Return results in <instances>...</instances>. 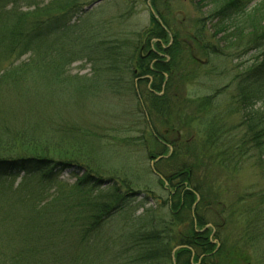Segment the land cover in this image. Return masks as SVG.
<instances>
[{"label":"trees","instance_id":"16d2710c","mask_svg":"<svg viewBox=\"0 0 264 264\" xmlns=\"http://www.w3.org/2000/svg\"><path fill=\"white\" fill-rule=\"evenodd\" d=\"M9 1L0 0V264H172L176 247L186 248L176 251L175 264H233V247L210 239L233 221L247 223L246 242L264 251L261 204L240 207L236 218L227 209L217 225L213 182L197 175L202 163L205 172L230 173L248 158L264 178V0H191L202 18L183 36L167 18V1L150 0L154 15L134 41L108 38L79 18L81 0ZM193 50L229 60L256 53L231 80L226 116L215 114L220 92L179 97L186 68L197 66ZM81 62L89 73L72 74ZM127 98L134 103L129 117L148 128L140 145L148 159L168 153L159 160L165 175L148 174L168 193L162 204L169 217L158 220L144 208L126 228L107 230L138 185L131 163L120 176L104 165L110 114L121 100L129 106ZM235 115L238 128H227ZM171 117L180 128L196 119L197 139L166 141L155 124L168 127ZM63 173L71 187L59 181ZM143 185L147 202L153 195ZM258 197L264 202L263 192Z\"/></svg>","mask_w":264,"mask_h":264},{"label":"rangeland","instance_id":"374dc122","mask_svg":"<svg viewBox=\"0 0 264 264\" xmlns=\"http://www.w3.org/2000/svg\"><path fill=\"white\" fill-rule=\"evenodd\" d=\"M25 1H17L20 6L25 5ZM44 3H48L52 0H42ZM81 0V10L82 13L78 15L79 18H84L87 16L90 23L94 25L96 29L101 28L108 38L118 39V40H135L138 34L148 27L149 25V8L148 0H140L139 2H130L126 0ZM167 9L169 13L168 20L171 25L175 26V29L179 28V34L183 36L184 34L192 35L194 33L193 22L196 18H202V14L198 15L195 12L194 4L192 5L191 0H166ZM7 2V0H4ZM191 2V3H190ZM3 3V2H1ZM9 7L11 6V1L8 0ZM254 3V2H253ZM92 7L85 11L88 7ZM203 13V12H202ZM91 14V15H90ZM77 20V18H74ZM79 23V22H78ZM211 35L212 30L207 26L206 28ZM185 39V38H181ZM208 39V38H207ZM186 40V39H185ZM186 43L184 40H181ZM194 50H196L194 48ZM194 58L198 61L197 66H191L186 68V73L189 74L188 79L184 83L183 89H181L182 99L188 101H195L199 98L213 95L216 92H220V96L215 100L216 113L217 115L226 116L228 114L227 107L230 105V98L233 94V87H230L231 80L235 76L237 71L242 70L244 67L248 66L252 60L254 52H249L248 54L239 56L237 59L229 60L222 57L209 56L204 57L200 53L194 51ZM240 51L242 48L239 49ZM233 52V51H232ZM72 74L80 73L84 75L89 73V66L84 65L83 62L76 63L71 66ZM185 73V72H184ZM137 83V81H135ZM128 99V98H127ZM129 106L124 102L120 101V107L113 109L114 117L112 118L110 114V124L108 125L106 144H108L109 152L103 150L105 163L107 168L113 167L115 171H118L120 176V169L124 170V167H129L132 164L133 171L135 173V181L138 185L134 187V197L131 205L118 213L116 217L109 223L107 227L111 229L112 226L120 228L121 230L126 228L130 223V220L138 217L143 213L144 208L151 209L154 211L155 216H158V220L167 219L169 217L166 206L163 203L168 198V193L157 183V176L148 174L151 171V162H154L152 168L158 170L161 175H165L163 165L160 164V159H168V153L159 154V152L153 153L154 158L148 159L145 151L140 145L147 139L148 128L144 125H135L133 118L129 117L132 106L128 99ZM117 116V117H116ZM184 117L181 116L184 123ZM86 120H90L86 116ZM241 121L240 115H235L227 118L225 125L227 128H238ZM103 118L100 120V127L104 125ZM189 128L179 127L176 124V119L171 117L170 124L168 127L162 126L159 123L155 124L156 131L166 137V141H173L175 138L180 140L181 144L184 141L191 143L197 139V120H190ZM115 127V129H114ZM145 129V130H144ZM170 129H173L169 133ZM122 133L117 136L115 133ZM144 131V132H143ZM175 131H179L178 134ZM168 132V133H167ZM237 135H239L237 133ZM201 135H199L200 137ZM164 157V158H163ZM159 158L158 161H156ZM202 159V158H201ZM186 160L192 162L191 158L186 156ZM243 164L238 167L235 172L222 171L220 169L212 171H204L203 163L199 170H197V175L203 178H208L209 182H213L212 185L215 190L216 199L218 205L213 207V213L217 217L215 224H224L225 220V210L231 209L233 216L236 218L241 212H244L242 206H255L260 203L261 210H264V202H260V197L258 194L264 193V178L261 177L259 171L254 168L255 160H248V158L243 159ZM137 163V164H136ZM194 163V162H192ZM103 164V163H102ZM117 169V170H116ZM108 175V174H105ZM131 176H134L131 175ZM215 177L214 179L212 178ZM62 182L63 187H71L74 183L73 180L69 179L67 173H63L58 178ZM214 180V181H213ZM19 179L15 183H18ZM148 186L147 190H150L153 196H150L145 202L143 195L144 185ZM258 197V198H257ZM257 199V200H256ZM240 200V202H239ZM142 204H145L141 207ZM224 208V211H222ZM251 212H246V220L250 219ZM243 217L242 222L245 221ZM237 222H232L218 228L219 234L216 236V230L213 229L210 235L211 242L215 245L219 244L218 240L227 242V245L233 247L232 255L234 257L233 264H264V251L255 250L250 245H248L249 237L246 233L247 223H241L240 227H235ZM106 230V231H107ZM217 238H216V237ZM242 239L244 241H242ZM246 242V243H244Z\"/></svg>","mask_w":264,"mask_h":264},{"label":"water","instance_id":"95a60500","mask_svg":"<svg viewBox=\"0 0 264 264\" xmlns=\"http://www.w3.org/2000/svg\"><path fill=\"white\" fill-rule=\"evenodd\" d=\"M148 1H149V0H148ZM96 3H97V2H96ZM91 7H92V5H91L90 7H88L85 11L89 10ZM148 8H149L150 13H151L152 15H154V12H153L152 8L149 6V4H148ZM158 160H159V158H158L156 161H158ZM153 164H154V162H151V165H150L151 168H152ZM153 173H155V172H153ZM213 243H216V241H214ZM217 246H218V245H217ZM183 248H186V247H176V248L173 249V251H172V253H171L172 264H175L174 256H175L176 251H178L179 249H183ZM191 255H192V257H193V253H192Z\"/></svg>","mask_w":264,"mask_h":264},{"label":"bare ground","instance_id":"6f19581e","mask_svg":"<svg viewBox=\"0 0 264 264\" xmlns=\"http://www.w3.org/2000/svg\"><path fill=\"white\" fill-rule=\"evenodd\" d=\"M160 179H162L161 177H160ZM165 182V181H164ZM166 183V182H165Z\"/></svg>","mask_w":264,"mask_h":264}]
</instances>
